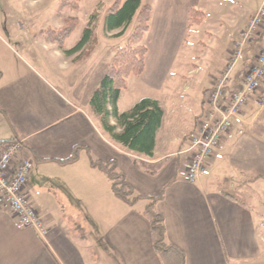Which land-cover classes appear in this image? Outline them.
<instances>
[{
  "label": "crops",
  "instance_id": "crops-1",
  "mask_svg": "<svg viewBox=\"0 0 264 264\" xmlns=\"http://www.w3.org/2000/svg\"><path fill=\"white\" fill-rule=\"evenodd\" d=\"M263 1L241 10L243 20L234 25L225 48L218 52L217 74L211 77L222 72L243 22ZM161 2L168 29L181 23L182 30L184 25L187 31L198 30L209 19L210 9L217 11L212 4L191 0ZM191 7L206 14L202 24L190 22ZM23 20L20 14L8 22L6 7L0 9V30L6 29L5 35L0 33L6 55L0 57V145L20 137L35 157L30 198L47 233L21 225L10 209L0 205V264H163L144 215L148 201L130 206L118 199L106 175L91 165L90 155L117 160L137 193L158 196L164 192L157 206L165 216L168 241L185 252L186 264H264V215L258 210L264 204L259 166L264 143L259 141L262 135L255 137L250 129L251 115L259 113L255 101L224 137L207 170L191 182L190 136L206 109L212 78L202 96L196 97V108L195 102L190 103L189 85L163 98L146 95L130 102L122 92L121 111L144 97L157 99L164 109L153 155L141 154L116 142L92 113L90 99L109 66L98 70L92 81L81 78L85 71L88 74L93 57L74 64L68 57L75 54L67 55L49 38L40 37L39 31L28 33L33 28H25ZM17 24L21 30L14 33ZM14 43H20L24 57L12 55ZM204 52L189 56L202 57ZM200 69L197 63L191 72ZM145 74L147 69L139 78ZM112 123L117 124L116 119ZM76 146L84 147L77 161L57 162L69 159Z\"/></svg>",
  "mask_w": 264,
  "mask_h": 264
},
{
  "label": "rangeland",
  "instance_id": "rangeland-1",
  "mask_svg": "<svg viewBox=\"0 0 264 264\" xmlns=\"http://www.w3.org/2000/svg\"><path fill=\"white\" fill-rule=\"evenodd\" d=\"M115 1L116 0H83L80 3L79 10H60L62 0H0V9L2 12L3 6L6 7L8 22H11V20L21 14L23 19H25V21H22L25 28H33L31 31H28V33L35 32L36 30L40 32V37L41 35L46 37V35L42 33L44 29L62 28L67 19L77 17L80 20V24L72 36L67 40V48L74 47L80 40L83 30L87 26H92L98 35L99 42L95 50L89 56L93 58L88 65V74L85 71V74L83 73L81 75V78L92 81L100 74L98 70H104L110 65L117 50L128 45L138 25V18L136 16L124 31L123 29L114 31L106 30L105 19L109 8ZM149 1L150 0H144V2ZM238 1L243 4V7L236 3ZM255 1L257 0H191L193 3L201 2L204 5L212 4L217 9V11L210 9L209 19L204 22L201 28L192 31H187L185 25L182 30L181 23H179V26L175 29L173 27L168 29L166 27V21L164 20L165 14L161 0L153 1L152 5L154 11L150 22V30L143 41L149 48L146 62L147 74H145L143 78H139V76L130 77L127 90L124 92V99L130 102L138 96L146 95L163 98L166 94L169 93L168 95H171V92L179 91L183 89L184 86L189 85L190 91L188 96L191 98L190 103L193 105L195 102L193 107L196 108V97L198 95L202 96L203 87L207 85V82L211 80V78L213 79V83H215V79L221 74L219 73V75L211 77L217 74L220 60L218 52L225 48L227 39L234 25L241 23L243 20L244 16L240 15L241 10H246ZM259 6L261 5L259 4ZM254 13H249V19L243 22V26L241 27L242 30L247 27ZM20 26V24H17V29L13 28V32H19V30H21ZM0 33L5 35L6 29L0 30ZM197 33H199V35ZM212 33L214 36L211 41H209L210 36L213 35ZM47 38L48 37H46V39ZM263 38L260 39L259 42H253L247 51L250 52L251 50L253 53H256L258 47L264 45ZM234 43L235 42H233L230 51V57H226L227 61L225 67L232 58ZM36 47L38 48V46ZM10 49L13 56L24 57L20 43H14L13 48ZM202 50H205L202 57L189 56L190 53H202ZM75 55V57L68 58L73 60L76 65L87 59L77 62L78 57H80L79 55L82 54L77 53ZM245 56L247 57H244V64L250 59L248 53H246ZM0 57H6L1 47ZM198 60L199 62H196ZM197 63L201 67L200 71L198 73L191 72V70L197 66ZM258 112L259 113L255 111L253 115H251L253 126H251L250 129L255 137L262 135L259 141L264 143V111L258 110ZM259 166L262 167L260 170L264 176V155ZM258 176L260 177L261 175ZM262 183H264V180ZM262 200L264 202V192L262 194ZM258 210L264 215V204H262Z\"/></svg>",
  "mask_w": 264,
  "mask_h": 264
},
{
  "label": "trees",
  "instance_id": "trees-1",
  "mask_svg": "<svg viewBox=\"0 0 264 264\" xmlns=\"http://www.w3.org/2000/svg\"><path fill=\"white\" fill-rule=\"evenodd\" d=\"M82 1L62 0L60 10H79ZM152 1L116 0L109 8L105 19L106 30L123 29L124 31L136 16L138 25L128 45L117 50L99 87L90 99L92 113L116 142L132 151L148 156L153 155L156 147L157 133L164 118L163 107L157 99L144 97L129 110L121 111L119 101L122 92L128 87L130 77L142 76L146 70L149 48L143 41L150 30V22L153 17ZM189 16L192 24H202L206 14L202 10L191 7ZM79 24L80 20L77 17H71L66 20L62 28L44 29L42 33L63 49L67 55L82 54L77 59L79 62L88 58L99 42L94 28L87 26L77 44L73 48L67 49L66 42ZM0 111L2 110L0 109ZM112 118L116 119L117 124L112 123ZM82 150L84 147L76 146L69 159L57 162L62 165L71 164L79 159ZM90 162L94 168L100 169L106 175L111 183L112 191L118 199L130 206H136L141 200L148 201L144 215L151 223L153 245L163 264H186L185 252L168 241L165 216L157 206L164 197V192L158 196L137 193L126 174L121 171L117 160L102 161L94 159L90 155ZM226 196L240 201L235 194L230 192H226Z\"/></svg>",
  "mask_w": 264,
  "mask_h": 264
},
{
  "label": "built area",
  "instance_id": "built-area-1",
  "mask_svg": "<svg viewBox=\"0 0 264 264\" xmlns=\"http://www.w3.org/2000/svg\"><path fill=\"white\" fill-rule=\"evenodd\" d=\"M264 32V2L236 38L232 58L206 92V109L190 136L188 180L197 181L207 170L224 137L234 128L242 112L254 100L264 111V45L256 53L247 50ZM250 59L245 63V54ZM241 87L238 88L237 86ZM36 165L24 139L0 145V205L10 209L21 225L42 235L47 228L30 198V174Z\"/></svg>",
  "mask_w": 264,
  "mask_h": 264
}]
</instances>
